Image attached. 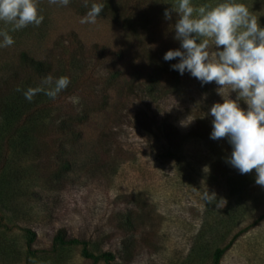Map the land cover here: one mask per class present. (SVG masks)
<instances>
[{
	"label": "rangeland",
	"instance_id": "rangeland-1",
	"mask_svg": "<svg viewBox=\"0 0 264 264\" xmlns=\"http://www.w3.org/2000/svg\"><path fill=\"white\" fill-rule=\"evenodd\" d=\"M234 2L264 28V0ZM174 4L147 2L140 36L107 16L81 24L87 12L48 0H38V27L11 31L0 22L14 40L0 48V106L14 91L23 113L31 106L17 124L0 111V264H105L82 257L81 245L54 243L59 233L86 241L94 255L112 253L114 263L213 264L214 251L239 232L219 264H264V188L254 170L242 175L226 162L231 145L210 139L206 115L237 94L219 95L215 82L188 72L178 84L167 74L165 93L146 94L159 74L152 54L180 49L176 14L164 16ZM21 52L49 64L54 79L69 77L66 90L55 100L24 99L46 76L24 66ZM206 190L216 201L205 204Z\"/></svg>",
	"mask_w": 264,
	"mask_h": 264
},
{
	"label": "clouds",
	"instance_id": "clouds-1",
	"mask_svg": "<svg viewBox=\"0 0 264 264\" xmlns=\"http://www.w3.org/2000/svg\"><path fill=\"white\" fill-rule=\"evenodd\" d=\"M48 2L66 7L70 0ZM83 6L88 7V0ZM103 9V4L92 3L80 23L95 24ZM172 13L176 14L174 39L180 42V49L167 51L163 59L178 58L172 70L181 75L188 72L202 85L215 82L219 95L225 88L237 94L236 100L221 96L223 103H214L209 109L206 115L213 118L210 139H226L232 149L226 162L242 175L254 170L255 183L264 188V28L248 7L234 0L198 7L191 0H175L171 9L165 10V18L171 19ZM43 19L38 0H0V22L10 25L11 31L38 27ZM13 44L9 30H0V48ZM69 84V77L48 75L23 95L29 102L40 93L55 100ZM16 91L20 92V87ZM240 100L247 105L246 111L240 108ZM202 199L211 204L216 193L206 190Z\"/></svg>",
	"mask_w": 264,
	"mask_h": 264
},
{
	"label": "trees",
	"instance_id": "trees-1",
	"mask_svg": "<svg viewBox=\"0 0 264 264\" xmlns=\"http://www.w3.org/2000/svg\"><path fill=\"white\" fill-rule=\"evenodd\" d=\"M153 0H88V7H84V0H70L69 5H72L75 10L79 13H85L90 9V6L92 3H101L104 5V9L102 10L100 16H107L111 19V21L114 24L119 25L124 31L127 33H131L132 35L135 36H140L145 29V31L148 29L147 28V23L148 20V12L149 9H146V3H152ZM150 24V23H149ZM168 50L164 49H157L153 54H152V59L154 62H151L153 66H156L155 72H158V76L154 75L153 80H149L146 82L147 88L146 94L150 95V93H155V94H163L165 93L164 89L160 87V81H164V77L168 74V77L174 80V84H178L179 80V72L172 70V65L176 64L179 62L178 58L171 60V61H165L163 59L164 54ZM20 62L34 71L37 75H42V76H48L51 75V66L49 64H46L43 61L37 60L34 57H30L27 55L25 52H21L19 55ZM81 63V62H80ZM49 65V66H48ZM53 78L54 76L51 75ZM177 82V83H176ZM170 86L172 83H170ZM164 88V83L162 85ZM154 94V95H155ZM19 93H16L15 91L10 94L7 99H6V104L4 106H0V111H2L1 114L4 115V117L12 123V124H17L21 123L22 119L26 117L28 112H30V107L27 108V113H23V108L19 106L18 100L21 96H19ZM25 99V98H24ZM26 114V115H25ZM26 119H25V124H22V126H26ZM15 120V121H14ZM20 125H15V127H19ZM21 126V128H23ZM14 127V128H15ZM21 134V133H20ZM30 234V244L34 238V233L28 231ZM241 233H237L232 237L230 242L224 246L223 248H217L214 253H213V259L214 262L213 264H219L221 256L224 254L226 250L230 248L232 243L236 240V238L240 235ZM54 243L60 245V246H72V245H81V255L82 257L86 259L92 260L93 263H97L99 261L104 262L105 264H123V263H114V256L110 252H104L102 254L94 255L90 253L87 249V242L86 241H80L78 239H70L66 238L64 233H59L55 236L54 238Z\"/></svg>",
	"mask_w": 264,
	"mask_h": 264
}]
</instances>
